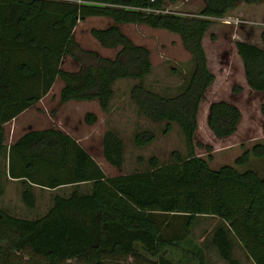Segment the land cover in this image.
<instances>
[{
  "label": "trees",
  "instance_id": "trees-1",
  "mask_svg": "<svg viewBox=\"0 0 264 264\" xmlns=\"http://www.w3.org/2000/svg\"><path fill=\"white\" fill-rule=\"evenodd\" d=\"M176 1L0 0V152L7 148L4 123L37 102L55 79L63 82L59 102L96 100L106 111L116 80H142L149 74L150 49L133 41L122 24L141 23L176 33L194 60L183 88L174 95L159 93L141 81L129 89L140 113L165 121L163 132L173 122L180 127L185 155L173 150L172 160L163 163L151 155L147 168L109 176L73 136L56 127L30 129L10 144L9 154L23 161L15 176L22 177L25 205L35 203L31 182L53 187L91 181V188L54 194L51 206L35 218L0 207V264H121L116 260L136 257L139 248L157 255L155 264H174L163 253L168 246H177L182 236L163 234L160 213L183 215L187 230L200 215L217 216L222 223L214 228L211 242L220 257L238 264L232 257L233 234L254 264H264V174L254 168L240 171L234 164L211 167L196 153L201 144L194 138L200 101L214 79L204 34L212 18L225 16L240 1L259 0H203L197 12L166 7ZM89 16L110 19L105 26H91L89 33L102 47L114 48L112 56L83 48L76 40L78 20ZM260 38L264 43V28ZM235 47L247 85L264 91V47L247 40H236ZM65 56L79 66L63 67ZM261 111L264 114V102ZM240 117V109L231 102L209 103L207 125L217 137L235 132ZM97 119L92 110L83 115L88 124ZM154 138L155 133L146 128L133 133L137 146ZM100 142L103 158L121 168L122 137L107 128ZM250 151L264 157V143H255ZM248 156L245 151L235 163H245ZM13 253L18 255L15 260Z\"/></svg>",
  "mask_w": 264,
  "mask_h": 264
},
{
  "label": "rangeland",
  "instance_id": "rangeland-1",
  "mask_svg": "<svg viewBox=\"0 0 264 264\" xmlns=\"http://www.w3.org/2000/svg\"><path fill=\"white\" fill-rule=\"evenodd\" d=\"M203 0H177L175 3H166V7L197 12ZM243 19L244 21H242ZM110 19L103 16H89L78 20L74 36L79 44L86 49H93L100 55L112 56L114 48H106L90 35L91 26H105ZM264 28V0L257 2L240 1L225 16L212 18L207 28L203 45L206 50L209 69L214 79L204 93L198 110V127L195 131L196 153L204 157L209 165L217 168L223 164H234L242 171L245 168H254L259 174H264V157L251 153L255 143H264V114L261 104L264 102V91L250 89L246 83L241 58L236 52L235 41L247 40L264 47L260 32ZM121 29L133 41L146 45L151 51L152 68L142 80L136 78H120L113 83L114 93L109 109L100 110L97 103L86 100V103H63L57 107L60 79H55L46 95L41 97L30 108L33 114L40 117L36 126L46 125L45 122L57 127L69 129L74 137H79L82 146L101 163L106 175L142 170L148 167V157L154 155L160 163L172 160L171 152L178 150L182 155L186 153L184 138L180 127L173 122L167 132H163L165 121H154L139 112L135 103L129 97V89L134 83L141 81L146 87L165 95H174L180 91L193 67L194 60L187 51L178 34L162 28H154L141 23L122 24ZM62 65L74 69L79 63L65 56ZM240 86L239 89H235ZM213 100H225L238 106L241 117L235 132L226 137H217L207 125L209 103ZM94 110L98 119L93 124L83 120L84 110ZM57 111V110H56ZM51 113L57 114L52 116ZM50 115V117H49ZM56 117V118H54ZM53 120H52V119ZM12 122H7L8 128ZM113 129L123 139V164L121 168L110 165L102 155L100 130ZM150 129L155 138L144 146H137L133 142V133L139 129ZM89 132V133H88ZM245 151L249 152L248 159L243 164H236L235 160ZM52 194H38V210L44 211L51 205ZM11 207L19 215L24 211H34L29 206L17 208V194L0 195V205ZM158 219L162 222L164 235H179L182 239L177 246H168L163 253L164 257L174 264H230L220 257L211 242L214 228L222 221L217 216H198L189 230L186 229L183 215L160 213ZM233 247L232 257L238 264H254L243 245L231 234ZM12 255V254H11ZM13 253L11 259L15 260ZM27 258L26 255H19ZM158 257L142 248L136 257L131 255L122 257L116 262L121 264H155Z\"/></svg>",
  "mask_w": 264,
  "mask_h": 264
},
{
  "label": "crops",
  "instance_id": "crops-1",
  "mask_svg": "<svg viewBox=\"0 0 264 264\" xmlns=\"http://www.w3.org/2000/svg\"><path fill=\"white\" fill-rule=\"evenodd\" d=\"M62 84H63V82L61 81L59 89H58V93H59V90H60ZM92 101H95L98 105V102L96 100H92ZM70 102H74V105H75V103H78V102H80V103L82 102L83 104H85L84 102H86V100H68L66 102H59L58 101L57 107L54 105L53 109L55 110V112H58L57 108L59 107L60 104L70 103ZM86 103H89V102H86ZM32 106H33V104L31 106L27 107L26 109L22 110L21 112H19L16 116L11 118L9 121H7V122H10V121L12 122V124L10 125L9 128L6 125L7 122L4 123L5 142H6L7 148L4 151L0 152V195L5 197L6 194H17V206L16 207L22 208V209L25 208V206H26L24 204L22 198H21V191L23 188L22 177L15 176V175L20 174V173H18V171H20L19 168H21V165H23V161L17 155L13 154V156H11L9 154L10 144L13 143L14 141H16L19 136H21L24 132H26L30 129H41V128H46V127H56V128L62 129L63 131H65L66 133H68L74 137L73 133H71L69 129L57 127V126H54L52 124L50 125L48 123V121L45 122V124L47 123L46 125L36 126V123L38 122V119H40V117L33 114L32 111H30V108ZM98 107H99V105H98ZM99 109H100V107H99ZM87 110H91V109L90 108L85 109L84 113ZM92 111H94V110H92ZM51 114H52L51 117H53L54 115L57 116V114H55V113H51ZM49 117H50V115H49ZM54 118H56V117H54ZM104 130L105 129H103V131L100 130L101 135L104 132ZM74 138L81 144L79 137H77V138L74 137ZM94 159L96 160V158H94ZM96 162L101 167V163L98 160H96ZM10 166L14 169L13 171H17L16 174L12 173ZM101 169H102V167H101ZM31 184H32L31 189L33 190V193L35 196V203L33 206H31L32 208L35 209L33 212L28 210V211H24L25 212L24 215H19L18 213L15 212V210L13 208L5 206L4 204H3V206L0 205V207L3 208L4 210H6L7 212H9L13 215H16V216L35 218V217H38V216L44 214L47 211V209L51 206V205H49L44 211L38 210L39 209L38 208V206H39L38 194H52L51 200H53L54 194H69L71 191H73L75 189H77L81 192H89L90 188H91V181H81L78 183H65V184H60V185L53 186V187L41 185L38 183H32V182H31Z\"/></svg>",
  "mask_w": 264,
  "mask_h": 264
},
{
  "label": "built area",
  "instance_id": "built-area-1",
  "mask_svg": "<svg viewBox=\"0 0 264 264\" xmlns=\"http://www.w3.org/2000/svg\"><path fill=\"white\" fill-rule=\"evenodd\" d=\"M242 21H244L243 19H241Z\"/></svg>",
  "mask_w": 264,
  "mask_h": 264
}]
</instances>
